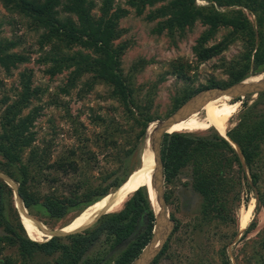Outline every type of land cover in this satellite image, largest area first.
I'll use <instances>...</instances> for the list:
<instances>
[{"label": "trees", "instance_id": "16d2710c", "mask_svg": "<svg viewBox=\"0 0 264 264\" xmlns=\"http://www.w3.org/2000/svg\"><path fill=\"white\" fill-rule=\"evenodd\" d=\"M0 2L7 11L30 19L35 29L44 31L39 43L41 48L48 49L39 57V63L47 65L45 74L50 78L70 71L64 93L75 88L84 76H91L89 88L95 84L107 86L109 98L121 108L117 118H96L100 131L94 137L93 151L83 145L78 153L69 149L52 161L50 144L42 148L35 145L38 108L24 113L39 94L38 89L32 88L30 73H20V89L14 101L9 97L0 100V173L18 184V194L29 215L50 228L70 221L119 189L145 164L146 131L160 118L151 114V100L138 99L129 78L123 74L121 58L127 46L114 44L122 36L119 20L126 18L130 10L142 16L150 9L145 18L157 21L153 29L156 34H182L196 23L206 27L193 47L199 62L218 57L229 46L240 44L237 55L221 62L225 81L212 79L196 88L185 82L173 98L171 112L202 90L227 88L264 72V0H127L128 8L115 5V0H99L98 16L93 13L97 7L93 0ZM157 5L160 6L154 9ZM66 15L75 16L76 22ZM219 30H227V34L219 42L207 45ZM15 47L16 43L0 39V73L8 75L17 65L27 62V57L12 51ZM174 70L178 78L187 79L182 65ZM247 102L248 97L241 100L245 110L240 122L227 132L241 156L214 129L207 135L165 134L161 144L165 182H172L190 166L192 188L201 197L197 223L202 226L214 219L219 225L232 228V238L238 235L237 210L242 204L248 205L251 193L257 199L255 209L264 210V195L259 189L264 168V113H253L264 103V93L258 94L250 106ZM123 138L125 146H121ZM99 157L116 168L94 176ZM40 186L46 187L44 194L38 190ZM146 188L136 190L119 211L88 222L80 233L37 243L26 236L14 207L13 190L0 178V254L7 248L16 250L15 257L5 256L2 264H27L37 255L49 258L44 264L131 263L149 243L155 228L154 208ZM165 197L168 202V195ZM253 227L251 221L240 241ZM169 242L170 238L151 264H158ZM257 246L252 259L256 264H264V228ZM219 255L220 264H230L225 246Z\"/></svg>", "mask_w": 264, "mask_h": 264}, {"label": "rangeland", "instance_id": "374dc122", "mask_svg": "<svg viewBox=\"0 0 264 264\" xmlns=\"http://www.w3.org/2000/svg\"><path fill=\"white\" fill-rule=\"evenodd\" d=\"M93 1L97 5L93 13L98 16L99 0ZM126 1L115 0V5L128 8L125 5ZM198 3L203 4L200 1ZM159 6H155L154 9ZM149 10L147 9L142 16H136L134 11L130 10L126 18L119 20L118 26L122 30V36L114 44L124 43L127 46L121 58V69L136 90L138 99L145 101L149 98L152 102L151 114L160 118L157 121H164L173 113L171 112L173 98L185 82L196 88L205 86L212 79L217 82L227 79L221 68V62L223 59L228 62L237 55L240 52V44L229 46L227 51L218 57L199 62L193 53V47L206 27L196 23L193 28L186 29L182 34L176 33L173 36L166 32L156 34L153 29L157 21L150 22L145 18ZM66 16L76 22L75 16ZM43 32L35 29L30 19L7 11L0 2V39L16 43L12 51L28 58L26 63L17 65L8 75L4 72L0 73V100L9 97L14 101L15 94L20 89V73L24 71L30 73L32 88L38 89L39 94L37 99L31 101L30 108L24 113L38 108L39 116L34 126L37 139L35 145L42 148L45 144H50L53 161L59 154L66 153L69 149H75L78 153L87 145L93 151L94 137L100 131L96 125V118H117L121 108L115 100L109 98L107 86L95 84L89 88L91 76H84L77 82L75 88L69 93H64L62 89L67 86L70 71H64L50 78L45 74L47 65L39 63V57H42L44 51L48 49L41 48L39 43ZM225 34L227 30H219L207 45L219 42ZM180 65L184 67L186 80L173 74L174 67L178 68ZM255 100L257 95L248 96L247 106ZM219 110L216 111L217 116L227 135V132L240 122L245 107L241 101H233ZM253 113L256 116L264 113V103L258 105ZM203 115L205 112L193 116L202 117L200 127L181 133L194 135L212 133L214 128ZM124 143L123 138L121 146H125ZM234 148L237 147L234 145ZM115 168L112 162L107 164L99 157L98 168L92 174L98 176V172L101 174L106 169ZM135 174L140 176L141 172L133 175L136 176ZM260 175L262 182L259 184V189L264 195V168ZM143 187L147 186L143 185ZM38 190L44 194L46 187L40 186ZM146 190L151 206L155 209L156 197L150 195L148 188ZM164 193L169 197L168 202L166 197L165 200L173 227L168 237V240L170 238L168 250L158 264H220L219 251L224 246L230 264H256L252 256L258 250L257 242L264 228V210L255 209L257 199L254 193L249 195L248 205L242 204L237 210L239 231L237 224L238 235L235 238L231 237L232 228L219 225L214 219L206 221L202 226L197 223L201 197L192 188L190 166L182 170L170 183L165 182L164 178ZM251 221H254L252 231L240 241V233L247 229ZM65 223L59 222L56 227ZM2 234L3 231L0 229V235ZM15 254V248L4 249L0 254V264L5 256L15 257ZM48 261L49 258L37 255L27 264H44ZM17 263H20V260Z\"/></svg>", "mask_w": 264, "mask_h": 264}, {"label": "bare ground", "instance_id": "6f19581e", "mask_svg": "<svg viewBox=\"0 0 264 264\" xmlns=\"http://www.w3.org/2000/svg\"><path fill=\"white\" fill-rule=\"evenodd\" d=\"M248 78L249 79H247L245 83H256L264 80V73L261 75H251ZM232 101L234 100L231 97L220 95L208 102L198 113L205 112V115L203 116L207 118L210 125L214 127V129L219 133L220 136L225 138L232 146H234L235 144H233L228 139L216 112L218 109L221 110V108L230 104ZM198 113H195L188 119L179 121L176 124L172 125L169 128L168 133H181L200 127V121L202 117H193ZM152 127L153 123L150 124L149 131H151ZM145 143V164L143 166V169L141 170L140 176H137L136 174V176H130L129 179L119 189L108 193L105 197L87 207V209H85L82 213H79L73 219L66 222L65 224H62L59 227L50 228L45 225L42 221L29 215L28 211H26V208L23 207L19 197L15 194V200L13 198L14 207H17V209H15L17 213H19V219L26 236L34 242L44 243L46 241H49L53 237H65L68 235L80 233L86 226V224L91 220L96 219L97 217L117 212L123 206L125 201L143 185L147 186L152 197H156V193L153 186V171L155 163L153 155L148 147V139H146ZM235 149L238 152V148ZM0 177L13 191H17V184L15 181H13L12 179H8L3 175H0ZM159 209L160 208L156 200L154 211L157 212L159 211ZM61 228L63 229L60 230ZM146 262L147 259L143 260L139 264H146Z\"/></svg>", "mask_w": 264, "mask_h": 264}, {"label": "water", "instance_id": "95a60500", "mask_svg": "<svg viewBox=\"0 0 264 264\" xmlns=\"http://www.w3.org/2000/svg\"><path fill=\"white\" fill-rule=\"evenodd\" d=\"M263 73L264 72H262L261 74ZM247 79L238 82L232 86H229L227 88L216 87V88H209L202 90L197 94H195L194 96H192L191 98H189L181 106H179L164 121L153 122V127L151 131H149V127H150L149 125L146 131L145 140L148 139V147L153 155V159L155 163V167L153 171V186L156 193V200L158 202L160 209L157 212L154 211L155 228L151 240L145 246V248L140 252V254L129 264H139L145 259H147L146 264H151L156 258V256L159 254V252L161 251L162 247L167 242L173 227V221L170 220L167 211V204L164 193V175H163V164L161 159V144H162L163 136L165 134H169L168 130L172 125L176 124L179 121L188 119L193 114L198 113L208 102H210L215 97H218L220 95H225L231 97L234 101L240 102L241 100H243L248 96L264 93V80L256 83H245ZM238 154L240 155L239 152ZM0 175H3L4 177L10 179L8 176L2 173H0ZM17 188H18V184H17ZM15 194L19 197V199L22 202V199L20 198L18 191L16 192L13 191L14 200H15ZM22 205L25 208L23 202ZM15 208L17 209L16 206ZM62 229L63 228H61L60 230ZM242 233L240 234V236L242 235Z\"/></svg>", "mask_w": 264, "mask_h": 264}]
</instances>
